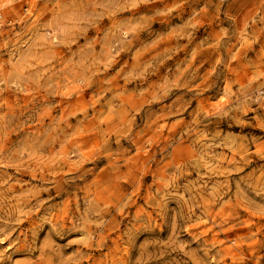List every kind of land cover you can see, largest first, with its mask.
<instances>
[{"label": "rangeland", "instance_id": "1", "mask_svg": "<svg viewBox=\"0 0 264 264\" xmlns=\"http://www.w3.org/2000/svg\"><path fill=\"white\" fill-rule=\"evenodd\" d=\"M1 1L0 264H264V0Z\"/></svg>", "mask_w": 264, "mask_h": 264}, {"label": "bare ground", "instance_id": "2", "mask_svg": "<svg viewBox=\"0 0 264 264\" xmlns=\"http://www.w3.org/2000/svg\"><path fill=\"white\" fill-rule=\"evenodd\" d=\"M2 1L0 0V8H1V6H2ZM33 6V5H32ZM31 6V7H32ZM29 10L31 11V8H29ZM0 22H1V20H0ZM52 31H53V39H57V30L55 29V28H53L52 29ZM75 87V86H74ZM83 87V86H82ZM82 87H78V89L75 91V93H76V96H77V99H76V102L77 103H79V104H81V105H84V101L86 100V94H84V89L82 88ZM76 89V88H75ZM89 99V98H88ZM91 99V98H90ZM75 143H76V146H77V148L79 149V152H81V153H84V151H85V146L82 144V140L81 139H77L76 141H75ZM189 147V146H188ZM191 147V146H190ZM189 147V148H190ZM195 151V150H194ZM173 153V152H172ZM189 154V153H188ZM195 157V156H194ZM196 158V157H195ZM197 159V158H196ZM195 160V159H194ZM53 215V214H52ZM53 220H57V217L54 215V217H53V219L50 221L52 224L54 223V221ZM213 224L211 223L207 228H209L210 226H212ZM214 225H215V223H214ZM205 229L204 230V232H203V234H206L207 232H208V229ZM214 232V231H213ZM215 232H216V230H215ZM206 238V237H205ZM212 238V237H211ZM217 239V238H216ZM208 241V240H207ZM213 241V240H212ZM216 242H221V239L219 238V239H217L216 240ZM227 249V248H226Z\"/></svg>", "mask_w": 264, "mask_h": 264}]
</instances>
